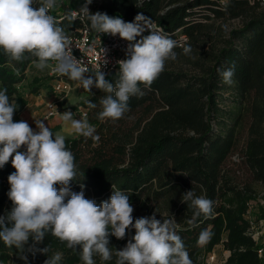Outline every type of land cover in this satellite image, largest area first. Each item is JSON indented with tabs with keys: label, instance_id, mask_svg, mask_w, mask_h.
I'll return each instance as SVG.
<instances>
[{
	"label": "trees",
	"instance_id": "16d2710c",
	"mask_svg": "<svg viewBox=\"0 0 264 264\" xmlns=\"http://www.w3.org/2000/svg\"><path fill=\"white\" fill-rule=\"evenodd\" d=\"M88 8L93 14H121L129 22L143 14L146 22L156 21L171 38L180 28L188 40L174 51L177 56H187L197 71L169 69L165 63L150 87L139 85L144 94L130 98V111L118 121L98 118L100 99L106 93L95 87L85 90L77 105L88 108L86 120L100 139L93 141L78 134L65 137L79 170L77 179L70 182L72 191L80 192L83 184L85 198L99 206L109 200L114 186L129 195L134 220L153 214L161 221L174 216L193 264H200L216 247L226 252L223 264H264L248 234L250 220L246 217L250 202L258 201L251 182L264 185V0H226L225 5L219 0H102ZM76 9L57 0L49 13L67 35L79 26L78 18L71 16ZM232 19L238 20V25L229 27ZM186 46L191 47L187 54L183 51ZM26 57L22 62L11 61L0 49V90L7 88L10 100L16 102L14 116L27 104L19 83L34 73L37 61L29 54ZM233 64V82L225 84L218 69ZM106 79L115 83L118 72ZM48 81L46 69L33 75L29 92L36 94L44 84L48 88ZM89 101L97 107L89 108ZM242 130L246 135L239 162L250 182L239 180L225 165ZM13 172L10 158L0 168V216L12 208L7 192L8 176ZM190 190L214 202V214L197 218L195 225L188 223L193 209L181 202L182 194ZM204 229L213 236L201 246L198 237ZM134 235L133 228L126 231L124 239L110 236L113 258L102 261L96 255V264H116V249H123ZM32 243L30 238L25 250H20L0 240V262L25 264L21 259L25 254L27 264H44L60 252L63 259L59 264H84L80 249H69L51 233L36 245L38 249L47 247L46 254L28 252Z\"/></svg>",
	"mask_w": 264,
	"mask_h": 264
},
{
	"label": "clouds",
	"instance_id": "9594fccd",
	"mask_svg": "<svg viewBox=\"0 0 264 264\" xmlns=\"http://www.w3.org/2000/svg\"><path fill=\"white\" fill-rule=\"evenodd\" d=\"M91 2L86 0L79 9L80 15L90 22V29L118 35L128 42L125 58L117 61L115 83L106 79L101 68L90 73L83 61L72 55L69 36L49 14L57 6V0H0V49L11 61L22 62L26 54L36 57L35 67L40 71L50 67L49 61H55L52 71L79 82L88 92L95 87L106 93L100 99L102 110L98 118L118 121L130 111V98L144 94L139 85L150 87L164 71L166 61L177 58L174 51L177 42L162 30L152 29L143 14L125 22L118 16L91 13L88 8ZM34 3L39 7H32ZM145 31L149 34L143 35ZM183 51L187 54L191 47L186 46ZM107 63L104 58L103 65ZM218 71L225 84L233 82L234 64ZM88 107L97 105L89 101ZM16 110L17 104L10 100L7 88L0 90V168L11 158L15 169L8 176L7 196L12 208L6 216H0V240L6 246L25 250L31 238L33 243L27 251L33 255L37 251L46 254L47 247L38 249L36 245L51 233L66 242L69 249H80L84 264H96L93 258L96 255L102 261L112 260L110 236L124 239L126 231L134 228L135 235L126 246L116 249V264H193L177 233L174 216L161 221L153 214L134 220L129 195L114 186L109 200L99 206L85 198L83 184L80 192L72 191L70 182L77 179L79 170L65 136L54 135L42 120H35L38 131L26 121L14 122ZM61 119L65 131L99 141L96 128L87 120L75 119L71 111L61 114ZM22 147L24 151H20ZM181 202L193 209L190 225H195L201 216L210 218L214 214V202L193 190L183 193ZM212 236L210 230H202L198 244L206 245ZM21 259L27 264V255ZM62 259L63 254L56 252L44 264H59Z\"/></svg>",
	"mask_w": 264,
	"mask_h": 264
},
{
	"label": "built area",
	"instance_id": "2783aa9c",
	"mask_svg": "<svg viewBox=\"0 0 264 264\" xmlns=\"http://www.w3.org/2000/svg\"><path fill=\"white\" fill-rule=\"evenodd\" d=\"M225 2L226 0H219L220 5H225ZM81 8L82 7H79L78 9L71 11V16L73 18H78L79 20V26L68 34L71 41L72 55L77 60H82L84 65L89 69L90 73H94L100 68L101 71L105 73V76L118 72L117 61L125 58V50L128 46V42L121 39L118 35L112 36L110 34H103L91 30L90 24L87 23L86 18H83L79 13V9ZM109 16H118L125 22H129L128 19L121 14ZM200 21L205 22L206 19L201 18ZM147 23L152 29L162 30L163 33H165L163 26L159 25L156 21H147ZM148 34V31L143 33V35ZM137 39H140V37ZM172 39L177 42L176 48H180L188 40V37L180 28H178ZM104 58L108 61L105 65H103ZM48 63L50 67L46 68V71L49 78L48 90L50 91V97L45 103V117L61 115L65 111H71L75 118L86 119L88 108L83 105H76L75 107L65 110V100L70 88L72 87V83H76L78 86H81L79 82L73 81L67 76H63L52 71V68L56 63L55 61H49ZM252 207L253 202H250L246 214V217L250 220L248 234L257 245L258 256L262 257L264 256V232L262 226L258 225L259 221H254L255 218L251 214ZM204 256L205 259L212 260L214 258L213 252L207 253Z\"/></svg>",
	"mask_w": 264,
	"mask_h": 264
},
{
	"label": "rangeland",
	"instance_id": "374dc122",
	"mask_svg": "<svg viewBox=\"0 0 264 264\" xmlns=\"http://www.w3.org/2000/svg\"><path fill=\"white\" fill-rule=\"evenodd\" d=\"M67 4L69 5H75L77 8L83 7L86 3V0H64ZM102 0H92L91 4L88 6H95L99 4ZM238 25V20L232 19L228 21V26H236ZM166 65L169 69H174V70H189L191 72L197 71V69L191 64V62H188V57L187 56H177L175 60H168L166 62ZM44 72L38 70L36 67H34V73L30 74L28 73V76L26 79H24L22 82L19 83L21 86L22 90L24 91V94L27 98L31 92L28 90V85L30 82V79L33 75H38L42 74ZM36 94H41V97L43 98H49L50 97V91L44 84L39 91ZM36 96V95H34ZM85 96V90L82 88V86H78L76 83H72V87L70 88L67 98L65 100L66 104V109L75 107L78 104V101L82 99ZM229 107L233 108L234 106L232 104H228ZM13 116L14 122H18L15 120ZM75 118V117H74ZM79 119V118H77ZM86 120V119H85ZM245 132L242 130L238 134V142L235 150L229 155L227 158L225 165L226 167H230L232 171L235 172L237 175L238 179L246 182V181H251L250 176L248 175L245 167L239 162L240 160V152L241 148L243 147L244 140H245ZM254 190L256 191V196L258 197L259 202H255L256 204H253L251 214L253 217L259 221L258 225L262 226L263 232H264V218H261L262 215H264V185L256 182H251ZM214 258L212 260L210 259H205V256L201 258L200 264H223L224 260V254L222 251V248L216 247L213 251ZM264 258V256H262ZM0 264H13L10 261L6 262H0ZM19 264V263H17Z\"/></svg>",
	"mask_w": 264,
	"mask_h": 264
},
{
	"label": "crops",
	"instance_id": "0c3cea01",
	"mask_svg": "<svg viewBox=\"0 0 264 264\" xmlns=\"http://www.w3.org/2000/svg\"><path fill=\"white\" fill-rule=\"evenodd\" d=\"M36 95V96H34ZM48 98L41 97V94H30L27 96V104L25 107L17 114L15 115L16 121H26L30 127L33 128L34 131H38L36 128L35 120H42L46 126H49V128H54L53 134H61L65 137H73L76 136V133H69L65 131V125L61 119V115H54L50 117H45L46 114V108L45 103L47 102ZM77 119V118H75ZM85 120V119H83ZM223 254L226 255V252L224 250ZM224 262V260H223Z\"/></svg>",
	"mask_w": 264,
	"mask_h": 264
},
{
	"label": "water",
	"instance_id": "95a60500",
	"mask_svg": "<svg viewBox=\"0 0 264 264\" xmlns=\"http://www.w3.org/2000/svg\"><path fill=\"white\" fill-rule=\"evenodd\" d=\"M21 149L25 150V148H23V147Z\"/></svg>",
	"mask_w": 264,
	"mask_h": 264
}]
</instances>
